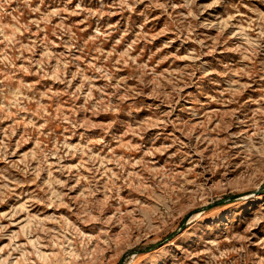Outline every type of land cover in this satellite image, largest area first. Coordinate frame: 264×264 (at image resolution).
<instances>
[{
    "label": "rangeland",
    "instance_id": "374dc122",
    "mask_svg": "<svg viewBox=\"0 0 264 264\" xmlns=\"http://www.w3.org/2000/svg\"><path fill=\"white\" fill-rule=\"evenodd\" d=\"M0 264H264V0H0Z\"/></svg>",
    "mask_w": 264,
    "mask_h": 264
}]
</instances>
